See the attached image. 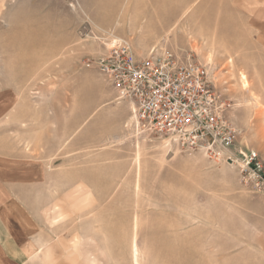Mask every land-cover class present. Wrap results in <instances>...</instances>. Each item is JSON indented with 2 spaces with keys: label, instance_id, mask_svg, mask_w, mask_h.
Returning a JSON list of instances; mask_svg holds the SVG:
<instances>
[{
  "label": "rangeland",
  "instance_id": "obj_1",
  "mask_svg": "<svg viewBox=\"0 0 264 264\" xmlns=\"http://www.w3.org/2000/svg\"><path fill=\"white\" fill-rule=\"evenodd\" d=\"M106 32L207 67L264 161V0H0V264H264V198L130 125Z\"/></svg>",
  "mask_w": 264,
  "mask_h": 264
},
{
  "label": "built area",
  "instance_id": "obj_2",
  "mask_svg": "<svg viewBox=\"0 0 264 264\" xmlns=\"http://www.w3.org/2000/svg\"><path fill=\"white\" fill-rule=\"evenodd\" d=\"M101 39L104 52L96 67L115 99L129 104L135 130L164 138L189 155L200 152L208 160L234 164L242 185L264 198V161L254 149H236L238 132L207 67L166 46L137 56L126 38L106 32Z\"/></svg>",
  "mask_w": 264,
  "mask_h": 264
},
{
  "label": "bare ground",
  "instance_id": "obj_3",
  "mask_svg": "<svg viewBox=\"0 0 264 264\" xmlns=\"http://www.w3.org/2000/svg\"><path fill=\"white\" fill-rule=\"evenodd\" d=\"M165 141H166V139H164ZM169 143V142H168ZM135 244H133V248H134V253L136 252V249H135ZM134 258H136V257H134Z\"/></svg>",
  "mask_w": 264,
  "mask_h": 264
}]
</instances>
